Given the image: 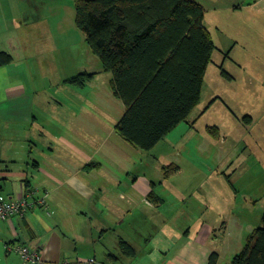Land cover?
<instances>
[{
  "label": "crops",
  "instance_id": "crops-1",
  "mask_svg": "<svg viewBox=\"0 0 264 264\" xmlns=\"http://www.w3.org/2000/svg\"><path fill=\"white\" fill-rule=\"evenodd\" d=\"M56 63L46 61L51 69L44 65L52 90L42 89L37 96L36 89L22 81L26 60L18 62L15 78L10 77V64L0 67V201L18 198L24 184L29 185L23 192L27 193L25 212L0 220V256L5 264H29L13 248L6 249L5 243L38 245L42 263L36 264H85L90 259L95 264H208L212 252L220 264L226 250L228 256L239 250L241 238L216 234L227 226L221 216L227 201L220 206L216 189L202 188L197 178L188 184L179 180V165L164 178L162 169L154 176L138 168L135 157L100 154L97 149L84 153V125L92 123L97 131L107 128L94 117L96 110L84 106L88 95L84 85L64 80L95 71V81L104 71L98 60L90 70H84V60L67 63L63 58L62 72ZM29 67L27 60L28 74ZM20 74L23 78H18ZM110 78L109 73L105 82L110 83ZM118 119L111 120L112 126ZM181 123L163 140L170 141ZM187 126L190 135L193 129ZM115 145L122 150V144ZM170 158L174 157H163V164ZM204 176L202 184L207 185L209 174ZM43 195L45 205L36 204L35 199ZM194 195L197 206L191 208ZM120 240L131 244L135 254H122Z\"/></svg>",
  "mask_w": 264,
  "mask_h": 264
},
{
  "label": "rangeland",
  "instance_id": "rangeland-1",
  "mask_svg": "<svg viewBox=\"0 0 264 264\" xmlns=\"http://www.w3.org/2000/svg\"><path fill=\"white\" fill-rule=\"evenodd\" d=\"M195 1L204 8L203 24L214 49L200 99L186 121L175 129L170 141L162 139L150 150L133 147L116 134L110 123L119 118L124 108L105 82L109 72H103L84 85L88 93L84 106L96 110L94 117L101 119L107 129L97 131L92 123L84 125V153L97 149L100 154L135 157L137 167L154 176L163 165L175 160L177 163H173L182 171L179 180L188 184L197 178L202 188L216 189L222 199L220 206L227 201L221 216L228 223L224 232L218 229L216 234L218 238L224 234L225 238H241L240 250L246 236L260 224L264 210V0ZM74 17L73 0H0V49L11 51L13 57L9 66L0 67L7 65L10 77L15 78L18 62L26 60L25 76L20 74L18 78L36 89V96L42 89L52 90L47 86L49 74L44 71L47 60L58 61L61 72L59 61L63 58L67 63L84 60V70L92 69L97 58L90 52ZM39 62L41 66L36 65ZM2 83L1 79L0 86ZM187 125L193 129L190 135L186 134ZM208 126L217 129L216 138L206 131ZM109 130L112 135L106 136ZM97 135L106 137L97 141ZM174 140L180 141L178 146L171 142ZM115 142L122 144V150ZM162 156L174 158L163 164ZM208 174L209 181L203 185L204 175ZM195 204L194 195L190 207ZM224 253L226 257L220 264L230 261L228 251ZM0 264H5L1 256Z\"/></svg>",
  "mask_w": 264,
  "mask_h": 264
},
{
  "label": "trees",
  "instance_id": "trees-1",
  "mask_svg": "<svg viewBox=\"0 0 264 264\" xmlns=\"http://www.w3.org/2000/svg\"><path fill=\"white\" fill-rule=\"evenodd\" d=\"M73 5L75 25L101 71L111 74V92L124 107L116 134L133 147L150 150L186 121L200 99L214 49L203 24L204 8L195 0H73ZM12 59L0 49V65ZM96 74L82 71L64 82L82 87ZM206 131L216 138L215 127ZM178 169L175 163L163 165L164 178ZM23 187L24 192L29 185ZM118 247L124 255L135 254L126 241ZM217 259L212 252L208 264ZM228 264H264V210Z\"/></svg>",
  "mask_w": 264,
  "mask_h": 264
},
{
  "label": "built area",
  "instance_id": "built-area-1",
  "mask_svg": "<svg viewBox=\"0 0 264 264\" xmlns=\"http://www.w3.org/2000/svg\"><path fill=\"white\" fill-rule=\"evenodd\" d=\"M35 203L39 205H45V196L38 197L35 199ZM28 207V203L26 201V197L24 193L22 192L21 195L13 200L8 201H0V220H7L11 218L14 215H21L25 212L26 208ZM6 249L7 248H13L17 254L19 255L20 259L23 262L29 263V264H36V263H42V259L39 255V249L38 245H17L13 247L12 245L5 244ZM59 264H67L66 261L59 263ZM85 264H95L93 260H86Z\"/></svg>",
  "mask_w": 264,
  "mask_h": 264
}]
</instances>
